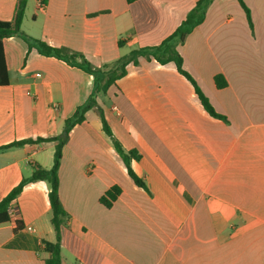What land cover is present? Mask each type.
<instances>
[{
	"label": "crops",
	"instance_id": "0c3cea01",
	"mask_svg": "<svg viewBox=\"0 0 264 264\" xmlns=\"http://www.w3.org/2000/svg\"><path fill=\"white\" fill-rule=\"evenodd\" d=\"M18 1L0 0V20L13 19ZM197 1L26 0L22 28L101 68L161 44ZM244 1L250 18L238 0H211L178 47L223 118L204 109L172 62L140 58L97 98L114 136L140 156L131 168L145 186L129 175L98 109L71 130L59 169L63 264H264V0ZM30 20L37 32L26 29ZM4 52L0 202L37 167H53L57 143L2 147L60 136L94 86L89 73L19 37L5 39ZM115 186L121 193L107 207L101 198ZM49 193L37 181L11 202L17 216L0 225V264H46L56 242Z\"/></svg>",
	"mask_w": 264,
	"mask_h": 264
},
{
	"label": "trees",
	"instance_id": "16d2710c",
	"mask_svg": "<svg viewBox=\"0 0 264 264\" xmlns=\"http://www.w3.org/2000/svg\"><path fill=\"white\" fill-rule=\"evenodd\" d=\"M128 1L131 2L134 0ZM210 2L211 0H198L196 5L189 11L186 18L175 30V32L166 38L161 44L134 49L129 54L121 57L113 64L106 65L101 68H96L91 65L81 53L71 52L66 48L51 46L43 40L27 35L22 29L27 8L26 0L18 1L13 19L11 21L0 20V86L8 85L10 82L9 72L5 60L4 40L12 37H19L23 39L28 45L29 50L36 49L41 55L60 59L70 66L84 70L94 78V86L91 95L83 105L77 108L75 114L66 120L64 131L60 136L51 139H28L2 147L9 148L24 146L26 144H33L42 141H54L57 143L53 167L51 169L37 167L30 178L23 179V181L0 202V225H2L11 221L9 215L10 204L22 193L25 186L37 181L46 182L48 184L50 187L49 199L52 210L51 223L56 233V242L49 246L50 257L46 260V264H63L61 250V229L64 226L67 213L63 208L60 198L59 169L63 158V147L69 139V134L76 125L82 123L86 119L87 111L93 108L98 109L103 122V130L112 140L115 149L122 157L125 165L127 166L129 175L138 186H145V183L142 181V179H140L131 168V160L139 159L140 156L136 153V151L125 150L123 144L114 136L105 113L97 101V98L100 95H105L108 89L113 84H115L117 80L121 79L127 74V67L130 64L138 66L140 64V58H145L148 60L152 59L161 65L171 62L174 63L178 72L187 78V80H189V82L193 85L204 109L215 118H223L221 115L216 113L209 99L203 93L196 80L183 68V58L178 50V47L185 43L187 37L198 26L203 24L206 19L207 9ZM238 2L250 18L251 12L245 1L238 0ZM214 80L218 88H225L227 86V81L222 75L215 76ZM120 193V188L115 186L101 198V202L105 206L111 207L112 202L117 199ZM108 198H110V200H108ZM16 223L18 227L21 226L19 221H16Z\"/></svg>",
	"mask_w": 264,
	"mask_h": 264
},
{
	"label": "rangeland",
	"instance_id": "374dc122",
	"mask_svg": "<svg viewBox=\"0 0 264 264\" xmlns=\"http://www.w3.org/2000/svg\"><path fill=\"white\" fill-rule=\"evenodd\" d=\"M33 9L31 8L30 9V15H33ZM30 17H32V16H30ZM39 27L40 26H35L34 24H32V22H31V20L29 21V23L27 24V26H26V29L28 30V31H31L32 32V30H33V32L35 31V32H37L38 30H39ZM23 29V28H22ZM24 31V30H23Z\"/></svg>",
	"mask_w": 264,
	"mask_h": 264
},
{
	"label": "built area",
	"instance_id": "2783aa9c",
	"mask_svg": "<svg viewBox=\"0 0 264 264\" xmlns=\"http://www.w3.org/2000/svg\"><path fill=\"white\" fill-rule=\"evenodd\" d=\"M40 76H41V74H37V77H40ZM9 215H10V218H11V216H13V217L17 216L16 210L9 207ZM28 229L33 230L31 227H29Z\"/></svg>",
	"mask_w": 264,
	"mask_h": 264
}]
</instances>
